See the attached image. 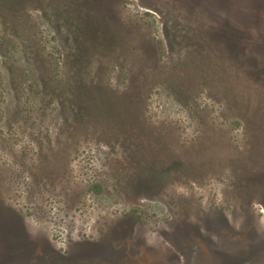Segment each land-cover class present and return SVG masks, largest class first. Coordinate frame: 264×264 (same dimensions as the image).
Masks as SVG:
<instances>
[{
  "label": "rangeland",
  "instance_id": "374dc122",
  "mask_svg": "<svg viewBox=\"0 0 264 264\" xmlns=\"http://www.w3.org/2000/svg\"><path fill=\"white\" fill-rule=\"evenodd\" d=\"M0 264H264V0H0Z\"/></svg>",
  "mask_w": 264,
  "mask_h": 264
},
{
  "label": "trees",
  "instance_id": "16d2710c",
  "mask_svg": "<svg viewBox=\"0 0 264 264\" xmlns=\"http://www.w3.org/2000/svg\"><path fill=\"white\" fill-rule=\"evenodd\" d=\"M175 164H177V162H175ZM158 169H159V170H158V173H159L160 175L165 174V173L167 172V171H166L164 168H162V167H161V168H158ZM158 173H157V174H158ZM159 174H158V175H159Z\"/></svg>",
  "mask_w": 264,
  "mask_h": 264
}]
</instances>
